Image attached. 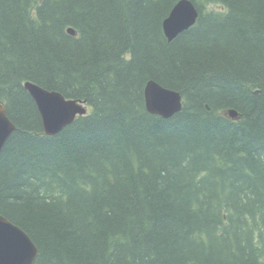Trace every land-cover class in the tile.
I'll return each instance as SVG.
<instances>
[{"label": "trees", "instance_id": "obj_1", "mask_svg": "<svg viewBox=\"0 0 264 264\" xmlns=\"http://www.w3.org/2000/svg\"><path fill=\"white\" fill-rule=\"evenodd\" d=\"M178 1L0 0L17 126L0 214L35 264H264V0H191L197 22L170 41ZM150 79L179 112L148 111ZM28 80L91 110L47 135Z\"/></svg>", "mask_w": 264, "mask_h": 264}, {"label": "water", "instance_id": "obj_2", "mask_svg": "<svg viewBox=\"0 0 264 264\" xmlns=\"http://www.w3.org/2000/svg\"><path fill=\"white\" fill-rule=\"evenodd\" d=\"M199 13L191 0L178 1L163 22L167 38L173 40L189 29L196 23ZM69 32L76 34L72 28H69ZM25 87L37 103L45 133L48 135L59 133L77 115L87 113L84 101L68 99L60 92L47 90L31 81H27ZM144 93L147 109L164 118L173 116L183 107L180 91L164 87L154 79L147 82ZM227 115L232 119L239 117L235 109H229ZM16 128L8 115L7 107L0 103V153ZM38 254L39 249L31 236L0 214V264H35Z\"/></svg>", "mask_w": 264, "mask_h": 264}, {"label": "rangeland", "instance_id": "obj_3", "mask_svg": "<svg viewBox=\"0 0 264 264\" xmlns=\"http://www.w3.org/2000/svg\"><path fill=\"white\" fill-rule=\"evenodd\" d=\"M89 110H91V107H89Z\"/></svg>", "mask_w": 264, "mask_h": 264}]
</instances>
